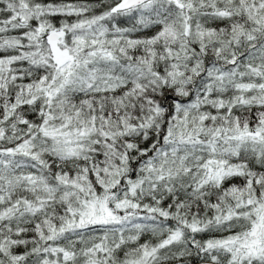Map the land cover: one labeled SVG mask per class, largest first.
<instances>
[{
	"label": "snow or ice",
	"instance_id": "snow-or-ice-1",
	"mask_svg": "<svg viewBox=\"0 0 264 264\" xmlns=\"http://www.w3.org/2000/svg\"><path fill=\"white\" fill-rule=\"evenodd\" d=\"M0 264H264V0H0Z\"/></svg>",
	"mask_w": 264,
	"mask_h": 264
}]
</instances>
